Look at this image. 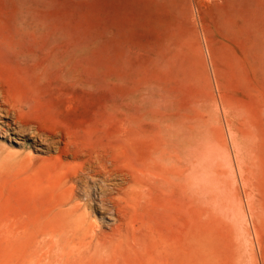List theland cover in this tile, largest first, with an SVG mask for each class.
Masks as SVG:
<instances>
[{
	"label": "rangeland",
	"instance_id": "374dc122",
	"mask_svg": "<svg viewBox=\"0 0 264 264\" xmlns=\"http://www.w3.org/2000/svg\"><path fill=\"white\" fill-rule=\"evenodd\" d=\"M0 89V264H264V0H0Z\"/></svg>",
	"mask_w": 264,
	"mask_h": 264
},
{
	"label": "bare ground",
	"instance_id": "6f19581e",
	"mask_svg": "<svg viewBox=\"0 0 264 264\" xmlns=\"http://www.w3.org/2000/svg\"><path fill=\"white\" fill-rule=\"evenodd\" d=\"M5 89L6 88H8L7 87V85H5V86H3ZM2 87V88H3ZM1 90V89H0ZM8 90V89H7ZM5 101H9V98H6V100ZM218 105V104H217ZM6 107H8V106H6ZM18 107V106H17ZM9 108V107H8ZM13 108V110L15 111V107L13 106L12 107ZM8 110V109H7ZM6 110V111H7ZM12 111V110H11ZM16 112V115H19V116H17L18 117V121L16 122V123H18L19 124V126H20V128H22L23 130H26V131H29L30 133H32L35 137H37L38 139H42V137L44 138L43 139V141H47V140H52V139H54V137H55V134H56V132H59V131H57L56 129H52V128H49V127H47V126H45V125H43V124H41V123H37V122H34V121H32V120H30V119H24L23 118V115L22 114H18L17 113V111H15ZM9 114V113H8ZM13 114H14V112H13ZM228 130V129H227ZM228 134H227V136H228V139H229V142H230V152L229 151H227L228 152V154H229V156H230V159H231V165H232V169L237 173V175L239 174L240 176H241V174H242V171H241V166H240V164L237 162V158H238V156H239V152H238V149H237V146L233 143V141H234V137H233V134H232V132L231 131H229V132H227ZM239 133V132H238ZM239 135V134H238ZM56 137H57V135H56ZM55 137V138H56ZM59 137V136H58ZM62 137V136H61ZM64 140V139H63ZM236 140V139H235ZM53 142V141H52ZM56 142V141H55ZM59 142V141H58ZM62 142V141H61ZM49 144V143H48ZM57 144V143H56ZM59 144V143H58ZM49 146V145H48ZM51 147V146H50ZM53 147V146H52ZM212 152V151H211ZM214 154V153H213ZM212 157H214L213 155H212ZM204 158V157H203ZM207 158V159H206ZM211 158V156L209 157V159ZM202 159V158H201ZM201 159H200V161H201ZM205 159L208 161V157H205ZM205 159H203L204 160V162H205ZM206 161V162H207ZM94 162V161H93ZM195 162V161H194ZM193 162V163H194ZM204 162H202V163H204ZM205 162V163H206ZM96 164V163H95ZM88 165V164H87ZM91 165H92V163H91ZM190 165L192 166V163H190ZM194 166H196V165H194ZM197 166H199V165H197ZM84 167V166H83ZM90 167V166H89ZM85 168H86V166H85ZM94 168V167H93ZM90 169V168H89ZM95 169V168H94ZM79 170V169H78ZM82 171V170H81ZM91 171H93V170H91ZM85 173V172H84ZM84 173H83V175H84ZM90 173V172H89ZM109 173V172H108ZM82 175V174H81ZM81 175H77V176H81ZM98 175V174H97ZM109 175H111V174H109ZM76 176V177H77ZM85 176V175H84ZM83 176V177H84ZM89 176V175H88ZM88 176H87V178H88ZM101 176V175H100ZM82 177V178H83ZM86 177V176H85ZM107 177V176H106ZM111 177V176H110ZM75 178V177H74ZM77 179H79L78 177H77ZM84 179V178H83ZM82 180V179H81ZM81 180H80V182H81ZM89 180L91 181V178L89 177ZM222 180V179H221ZM87 181V180H86ZM75 182H77V181H75ZM79 182V181H78ZM84 182V180L81 182V184ZM89 182V181H88ZM84 183H86V182H84ZM108 183V182H107ZM224 183V182H223ZM223 183H222V186H223ZM80 184V183H79ZM218 184V183H217ZM216 184V185H217ZM83 185V184H82ZM215 185V186H216ZM219 185V184H218ZM81 186V185H80ZM84 186V185H83ZM220 186V185H219ZM86 187H87V185H86ZM77 188V187H76ZM76 188H75V190H76ZM84 188V187H83ZM217 188H219V187H217ZM224 188H225V186H224ZM78 189H79V187H78ZM101 189V188H100ZM211 189V188H210ZM209 189V190H210ZM214 189V188H213ZM212 189V190H213ZM83 190V189H82ZM88 190V189H87ZM86 190V191H87ZM77 191V190H76ZM81 191V190H80ZM214 192V191H213ZM216 192V191H215ZM85 194H87V193H85ZM87 196V195H86ZM90 197V196H89ZM242 211V210H241ZM243 212V211H242ZM242 214V213H241ZM241 217H242V219L243 218H245V216H244V214H242L241 215ZM249 217V216H248ZM239 219H241V218H239ZM244 222H245V220H243ZM242 221V222H243ZM243 222V223H244ZM244 227V226H243ZM253 233H254V229H253ZM248 234V233H247ZM249 235V234H248ZM249 237H250V235H249ZM256 238V237H255ZM249 239V238H248ZM247 239V240H248ZM250 242V241H249ZM252 242H254V241H252ZM257 244V246H258V243H256ZM254 246H255V248H256V245H255V243H249V251H250V254H251V257L253 256V253H254ZM259 247V246H258ZM247 248H248V246H247ZM256 249H258V248H256ZM261 249V248H260ZM262 251V250H261ZM253 260H254V256H253Z\"/></svg>",
	"mask_w": 264,
	"mask_h": 264
}]
</instances>
